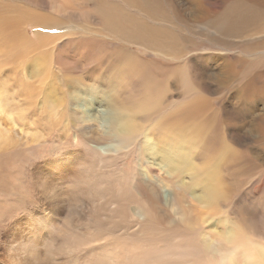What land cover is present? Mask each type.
I'll return each instance as SVG.
<instances>
[{
	"label": "bare ground",
	"instance_id": "6f19581e",
	"mask_svg": "<svg viewBox=\"0 0 264 264\" xmlns=\"http://www.w3.org/2000/svg\"><path fill=\"white\" fill-rule=\"evenodd\" d=\"M192 1L189 22L264 42V0H225L216 20ZM174 14L162 0H0V264H264V208L239 195L264 190V123L247 105L264 96V55L177 64ZM64 16L88 33L51 32ZM74 45L102 49L92 83L70 74ZM227 74L230 102L210 96Z\"/></svg>",
	"mask_w": 264,
	"mask_h": 264
},
{
	"label": "rangeland",
	"instance_id": "374dc122",
	"mask_svg": "<svg viewBox=\"0 0 264 264\" xmlns=\"http://www.w3.org/2000/svg\"><path fill=\"white\" fill-rule=\"evenodd\" d=\"M162 1H164V3H165V7H166V9L169 11V12H171V14L173 15L174 14V9H173V7L175 6V0H162ZM178 2L180 1V0H177ZM192 1V0H191ZM205 2H207L208 4H207V6L209 5L210 7H212L213 9H214V11H213V9H211L210 7V10H212L213 11V13H214V15L216 16L217 14V16L215 17V16H210V14H209V19H211V20H216L217 18H218V16H220L219 14H220V12H219V10H221L223 7H220L221 5L222 6H225V0H204ZM224 1V2H223ZM119 3H120V5L122 6V7H124V5L122 4V2L121 1H118ZM192 2H195L194 0L192 1ZM214 2H216V3H214ZM180 3V7L176 10V12H177V14H178V12H179V15H180V17L182 18V20H183V22L184 23H188L187 25L186 24H180V22H181V20H178V18L175 16V14H174V19L176 18V25H177V23H178V25L179 26H182V29L180 28V31H181V34H182V36H184V38H183V40L185 41V43H183V44H185L184 45V47L183 48H181V51H180V56H179V59L177 60V61H175V62H177V64H183V63H185V61H186V59H188V58H197V57H200V56H210L211 57V59H213V56H215L216 58L217 57H225L226 58V55H236V54H238V53H241V52H243L244 54L242 55V56H244V58H252V57H257L258 55L260 56V55H264V42H261V43H259L258 44V42H259V40L261 39H257V40H250V41H247V42H244V43H242L241 44V42H240V40L237 42V43H234V42H232L229 38H226V40L225 39H223V40H221L222 38H224L223 36H221V37H219L220 35L216 32L217 30L216 29H205L204 27L202 28V26L199 24V22H197V21H200V19H197V20H195L194 19V17H192V19H194L193 21H191L192 19H190V22H189V17H188V15L190 14V12L192 11V9H195V7H193V6H190V4H187L186 2H179ZM185 4H186V7H185ZM192 4H194V3H192ZM184 5V6H183ZM90 8H91V5H88ZM190 6V7H189ZM217 7V9H216V7ZM193 7V8H192ZM215 7V8H214ZM188 8V9H187ZM220 8V9H219ZM131 11H133L134 12V10L133 9H131V8H129ZM190 10V11H189ZM218 10V11H217ZM44 11H46L48 14L50 13V17L53 19V21L56 23L57 22V19H58V21H61V20H59L60 18H63V16H61L58 12H56V11H54L53 12V10H50V9H44ZM49 11V12H48ZM186 11H188L187 13H186ZM216 11V12H215ZM173 12V13H172ZM137 13V15H138V12H136ZM59 16H58V15ZM186 14V16H184ZM58 17H57V16ZM57 17V18H56ZM56 18V19H55ZM66 20V17L64 16V22L60 25V26H58L59 27V29L58 28H55L56 27V24L53 26V27H51L49 30L51 31V32H56V33H59V32H69V31H72V32H79L80 34L84 31L85 33H88V29H86L84 26L85 25H83V23H81L80 21H77V20H75V19H71V20H67V21H65ZM148 21L151 23V25L153 26V25H156V22L154 21V20H152V19H148ZM158 25H164V26H166L167 27V23H165V24H160V23H157ZM191 24V25H190ZM195 24V25H194ZM81 26H83V27H81ZM195 26V27H194ZM200 26V27H199ZM185 27V28H184ZM195 28V29H194ZM62 29H63V31H62ZM67 29V30H66ZM68 29H69V31H68ZM30 32H34L33 30H32V27H30ZM34 30L35 31H38V28H34ZM65 30V31H64ZM210 30H211V32H210ZM99 31H101V32H99ZM208 31V32H207ZM97 32H99V33H97ZM214 32V33H213ZM90 33H92L91 31H90ZM93 33H97V35L98 36H93V37H96V38H101V37H104L106 40H108V41H110V42H112V41H114L113 40V36L111 35V34H107L102 28L100 29V30H96V31H93ZM207 33H208V35H207ZM210 33V34H209ZM76 34H74V37H76L75 36ZM88 35V34H87ZM96 35V34H95ZM215 35V36H214ZM217 35H219V36H217ZM90 37H92V36H89V37H87V38H90ZM185 37H186V39H185ZM213 37V38H212ZM116 38H118V37H114V39H115V41L117 40ZM219 39V40H218ZM225 40V41H224ZM223 42V43H222ZM229 42V43H228ZM230 42H231V44H230ZM240 42V43H239ZM114 43V42H113ZM239 43V44H238ZM114 44H116V43H114ZM234 44V45H233ZM258 44V45H257ZM237 45V46H236ZM242 45V46H241ZM105 46V47H104ZM107 47H109L108 45H103V47H101V48H104V51L107 49ZM69 49H68V55H69V58H70V60H71V62L68 64V66H69V70H71V72H70V74L72 75L73 74V76H76V75H74V74H84V75H86V78H87V80H86V82L87 83H92L93 81H94V79L92 78V77H89V76H87V74H86V72H87V70L88 69H90L92 66H94V65H96L97 64V62H96V60H94V59H96V57L98 56V54H101L100 53V51H102V49L100 48V46H97V48H92L91 50H90V53H88V55H86L87 54V52H83V53H81L80 51H78L77 49V47L74 45V46H70V47H68ZM111 48H113V47H111ZM136 48V49H135ZM260 48H261V50H260ZM109 49V48H108ZM107 49V50H108ZM133 49L134 50H138V47L136 46V45H134L133 46ZM142 50H143V52H144V49L142 48ZM141 50V51H142ZM147 51H149V50H147ZM261 51V52H260ZM73 52V53H72ZM99 52V53H98ZM255 52V53H254ZM81 53V54H80ZM221 53V54H220ZM258 53H260V54H258ZM140 54L141 55H145V54H143V53H141L140 52ZM94 55V56H93ZM151 55V56H150ZM72 56H74L73 58H72ZM77 56V57H76ZM84 57V58H82V57ZM151 57V58H150ZM228 57V56H227ZM241 57V56H240ZM148 58L152 61V63L155 65V66H159V63H161V61H159V60H164V58H163V56L162 55H160V54H158L157 52H155V51H153V50H150L149 52H148ZM81 59H83V60H81ZM72 60L74 61V60H78V65H74L73 63H72ZM94 60V61H93ZM168 60H169V58H168ZM83 61H84V63H83ZM91 61H93V63H95V64H93ZM91 62V63H90ZM183 62V63H182ZM212 62V64L215 62H213V61H211ZM216 62H220V61H216ZM83 63V64H82ZM86 63V64H85ZM88 64H89V66H88ZM92 64V65H91ZM55 66H56V64H55ZM82 66V67H81ZM79 67H81V68H79ZM59 67L58 66H56V67H54V69H58ZM74 69V70H73ZM81 69V70H80ZM80 71V72H79ZM228 75V81H226V80H224V81H222L221 82V84H220V87L222 86V84L226 87V89L225 90H223L222 88H221V90L220 91H217V93H211L210 94V96H212V97H215V96H223L222 97V101H226V102H230V101H233L232 99H234L235 100V98L237 97V95L239 94V93H241L237 88H235L232 84H233V82L231 81V78H232V76L233 75H231V74H227ZM89 77V78H88ZM230 80V81H229ZM225 81H226V83H225ZM229 82V83H228ZM229 84V85H228ZM227 85V86H226ZM230 90V91H229ZM226 91V92H225ZM238 91V92H237ZM222 94V95H221ZM232 95H235V96H232ZM258 96H260V97H258ZM231 98V99H230ZM258 99V100H257ZM257 103H258V105H259V107H260V109H259V113H260V115H261V122H260V127H262L263 126V123H264V110H263V106H264V96H263V94H257L255 97H253V98H251V100L248 102V106L249 107H254V106H256L257 105ZM261 105V106H260ZM263 111H262V110ZM245 121V122H244ZM248 122V123H247ZM253 122H255V120H252V118L251 117H248V118H246L245 120H243L242 121V123H244L245 125L244 126H247L248 124H252ZM249 126V125H248ZM257 126V125H256ZM257 128H258V126H257ZM47 131V132H46ZM45 132H46V135L48 134V128H46L45 127ZM57 139V141H58V138H56ZM50 143H52L51 141H50ZM249 148H252V150H257L258 149V146L256 145V144H253V143H251L250 144V146H249ZM40 153V151H38L36 154L38 155ZM234 180L236 181V182H239V180H238V178L237 177H235L234 178ZM247 194H248V198H247ZM239 195L242 197V200L243 201H245V202H247V203H245V202H241L240 203V206L241 207H244L245 205H248V206H250V207H255L257 204L258 205H260V206H258L257 205V207H259V209L260 210H262L263 208H264V190L261 192V194L259 195V196H255L253 193H252V190H249V189H247L246 191H244V192H239ZM30 193L28 194V197L30 198ZM28 198V199H29ZM259 198V199H258ZM261 198H263V199H261ZM247 199L250 201L249 202V204H248V201H247ZM253 200V201H252ZM256 200V201H255ZM260 200V201H259ZM253 202V203H252ZM257 202H259V203H256ZM261 202H262V204H261ZM252 205V206H251ZM239 206V205H238ZM264 210V209H263ZM219 229V228H218ZM261 242L264 244V240H261Z\"/></svg>",
	"mask_w": 264,
	"mask_h": 264
}]
</instances>
